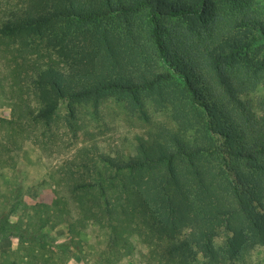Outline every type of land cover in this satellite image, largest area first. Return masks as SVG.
<instances>
[{"label": "trees", "instance_id": "obj_1", "mask_svg": "<svg viewBox=\"0 0 264 264\" xmlns=\"http://www.w3.org/2000/svg\"><path fill=\"white\" fill-rule=\"evenodd\" d=\"M19 1L0 16V100L12 111L0 128L46 137L62 105L73 129L78 105L114 97L144 114V96L169 105L178 124L162 141L140 142L135 158L81 156L69 192L77 222L105 220L111 231L95 264L132 255L134 236L149 248L147 264H245L264 247V116L258 123L241 98L264 74L250 55L264 24L228 16L232 32L211 36L229 0ZM179 20L187 25L168 24ZM35 207L46 218L41 234L19 235L21 263L63 264L61 247L45 254L41 241L54 207ZM60 211L68 223L71 211ZM222 227L230 236L217 248Z\"/></svg>", "mask_w": 264, "mask_h": 264}, {"label": "rangeland", "instance_id": "obj_2", "mask_svg": "<svg viewBox=\"0 0 264 264\" xmlns=\"http://www.w3.org/2000/svg\"><path fill=\"white\" fill-rule=\"evenodd\" d=\"M220 5L218 15L221 24L216 25L211 36L229 34L228 24L232 18H254L264 24V0H229ZM19 0H0V16L3 12L19 7ZM219 17V18H220ZM169 26H186L185 21H170ZM232 30V29H231ZM260 32V31H259ZM260 52L255 54L256 48ZM256 60H264V43L256 44L250 53ZM243 101L250 104L256 121L264 116V74L253 87L241 92ZM144 114L131 111L125 102L114 97L100 103L77 106V116L71 129L66 122L67 109L62 105L59 117L52 130L42 137V128L32 133L30 138L24 133L12 136L0 128V264H22L17 250L19 235H39V218H46L35 206H53L58 210L55 215L50 211V222L42 231L46 237L45 254L53 246L62 252L56 257L63 264H95L102 260V252L107 248L110 228L107 222H77V211L70 201L69 192L73 184L82 176L81 156L84 151L90 158L98 154L122 155L125 159L136 157L140 142L164 140L168 131L176 132L178 124L172 118L169 105L156 106L144 96ZM11 109L0 100V119L11 120ZM16 126L15 130H20ZM44 128V127H43ZM186 136L191 137L192 132ZM60 210H70L66 214ZM63 221L55 229L49 230L53 223ZM74 228V231H69ZM190 229H185L180 239L189 238ZM230 234L222 227L217 230L214 244L222 248ZM135 251L123 258L118 264H147L149 248L138 237H133ZM198 261L202 263L201 257ZM245 264H264V247H258L245 258Z\"/></svg>", "mask_w": 264, "mask_h": 264}]
</instances>
